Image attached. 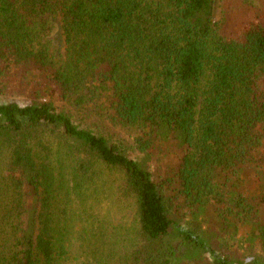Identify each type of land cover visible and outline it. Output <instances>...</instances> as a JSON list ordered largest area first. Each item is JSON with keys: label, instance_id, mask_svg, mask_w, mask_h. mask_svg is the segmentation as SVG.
Returning a JSON list of instances; mask_svg holds the SVG:
<instances>
[{"label": "trees", "instance_id": "obj_1", "mask_svg": "<svg viewBox=\"0 0 264 264\" xmlns=\"http://www.w3.org/2000/svg\"><path fill=\"white\" fill-rule=\"evenodd\" d=\"M234 1L0 0V264H264V0Z\"/></svg>", "mask_w": 264, "mask_h": 264}, {"label": "rangeland", "instance_id": "obj_2", "mask_svg": "<svg viewBox=\"0 0 264 264\" xmlns=\"http://www.w3.org/2000/svg\"><path fill=\"white\" fill-rule=\"evenodd\" d=\"M254 4L260 5L259 0H251ZM237 4V0L234 1ZM222 0H215L214 8V20L218 21L221 17ZM249 15V14H248ZM56 29L51 36L53 41V47L51 48V54H54L56 58H62L64 56V43L60 32V21L59 18L55 19ZM210 262H197V264H209Z\"/></svg>", "mask_w": 264, "mask_h": 264}]
</instances>
